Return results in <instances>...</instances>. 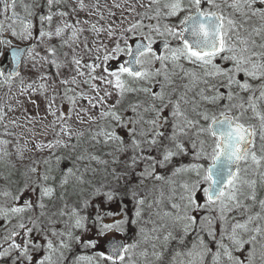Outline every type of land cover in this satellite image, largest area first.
<instances>
[{"label": "snow or ice", "instance_id": "obj_1", "mask_svg": "<svg viewBox=\"0 0 264 264\" xmlns=\"http://www.w3.org/2000/svg\"><path fill=\"white\" fill-rule=\"evenodd\" d=\"M0 3L12 19L0 21V87L11 91L18 79L19 95L37 109L36 116L24 109V124L4 123L16 109L0 103V264H56L57 254L60 264H264V0H136L127 11L143 8L140 19L111 49L85 38L79 52L89 21L68 17L89 9L84 0ZM88 30L115 36L95 23ZM5 32L29 43L19 47ZM128 33L141 37L134 48ZM22 66L37 74L31 83ZM81 83L88 92L70 87ZM80 100L88 107H77ZM49 116L54 139L38 141L46 132L36 125ZM9 124L32 125L31 139L21 143L23 133ZM149 182L151 199L140 192ZM54 198L63 207L49 209ZM69 199L78 205L71 213ZM57 215H70L71 228L57 230ZM74 245L96 251L69 260Z\"/></svg>", "mask_w": 264, "mask_h": 264}, {"label": "rangeland", "instance_id": "obj_2", "mask_svg": "<svg viewBox=\"0 0 264 264\" xmlns=\"http://www.w3.org/2000/svg\"><path fill=\"white\" fill-rule=\"evenodd\" d=\"M69 2L74 3V0H69ZM85 4H87L89 6V9L83 12H78L76 14H73L72 16H69L68 19L71 22H75V17H78L80 20H88L89 24L88 25H84L85 31L83 32V34L80 36V46L77 47V51H81L82 49V45H83V41L85 40V38H87V41L89 43L90 47H93V42H95V45H106L109 49H111V47L114 46V42H115V37L119 36L122 29L127 28L129 26L130 23L134 22L137 19H140L139 13H142L144 11L143 8H140L139 6H137L136 11L135 12H129L127 11V9L130 7V5L132 3H135L136 0H129L128 4H124L123 0H84ZM121 3L122 7L121 8H115L112 7L113 3ZM146 2V0H145ZM99 4L98 8H93L92 5L95 4ZM3 9V4L0 3V10ZM55 10V9H54ZM68 10V9H67ZM15 11L20 14L21 16L24 15L23 10L19 7V5L17 6V8L15 9ZM89 11H91L93 14L89 15ZM109 12L114 13V15H109ZM11 15V12H9ZM101 15H103V19H101ZM0 21H3V14H0ZM59 22V17L55 18L53 21V26H55L56 23ZM145 24L150 23V21L148 20H144L143 21ZM95 23L97 25V27H103V28H113L115 30V36L113 38H109L107 36L106 32H101L99 35H97V33L89 31L88 29L90 28L91 24ZM151 23H155V21H151ZM7 33V35L3 34L6 38L8 39H12L13 43L17 46H22L26 43L29 42H21L19 40L14 39L13 37H11L10 33ZM128 42L132 41L133 38H138V35H134L132 33H128ZM66 38V37H65ZM141 38V37H140ZM53 43H59V41L54 40ZM38 51L41 52V55H46V53L43 51L42 47L40 49H38ZM63 51H68L69 53L71 52V49L69 48H64L61 50ZM102 54V53H101ZM70 59V56H69ZM84 63H88L89 62V56L88 55H84ZM116 61H112L110 66L115 68L116 67ZM21 74L22 76L25 77V83H31L32 80H35L36 78V73L34 71H27L26 69H24V67L21 68ZM53 72H55V69H52ZM74 74V73H72ZM70 74L65 71L64 72V76L67 77ZM243 78V77H242ZM49 83L51 84V80H49ZM97 83H99L97 81ZM70 87H75L77 89V91H86L88 92V86L81 83L79 86L76 85H71ZM107 87V86H105ZM59 91L62 93L63 92V87L59 88ZM52 90H49L48 95L51 96ZM103 93H101L102 95ZM89 95H94V93L89 92ZM247 96V94H245V97ZM15 97V98H13ZM20 99L21 101H23V107H17L16 106V99ZM32 99H35L37 101V103L40 105V109H39V114L40 116L45 115V103L43 100V97L41 96H33ZM115 97H113V99L111 101H109V103L114 102ZM3 102H8L11 103L14 107H15V111L13 112H8L7 116L5 117V121L4 123H7L9 120H13V119H18V123L20 124H24V116H25V112L24 109H27V113L31 114L32 116H36L37 115V109L36 107L29 102L28 97L25 96H20L19 95V80L17 79L16 82L12 85L11 87V91L9 90V88L7 86L4 87H0V103ZM57 105H60V100L57 99L56 101ZM79 106H84V107H88L87 101L84 100H80L77 103V107ZM63 111L67 112L68 111V103L67 101H65V103L63 105H61ZM262 107H264V105H262ZM5 111L7 112V108H5ZM93 115H98V110L92 112ZM129 115H131V113H129ZM251 115V113H249V116ZM53 118L51 116L48 117L47 121H44L42 124H37L36 128H35V132L36 133H41L42 130L44 132H46V134H42V135H38L37 136V140H43L45 142L53 140V134L51 133L50 129H46L45 125L48 124V122H50ZM74 122V121H73ZM252 123H256V121H251ZM32 125H24L23 128H18L15 127L11 124L8 125V129L11 132L14 133H23V135L21 136V140L20 142L23 143L24 139H31L33 133L31 132H27L26 129L27 128H31ZM3 132V124H0V133ZM5 139H9L11 140L13 143H15V137L14 136H5L3 137ZM10 150H11V146H10ZM53 151L56 152V154H62L64 153L62 150L59 149H54ZM29 155H32V153H29ZM48 155V150H46L43 153H38L36 154V158L37 159H42L44 156ZM13 160H15V156L12 157ZM187 159L185 160V162H187ZM42 170V167H41ZM152 182H149L146 186H142L140 189L141 194L143 195H147L149 197V199H151L153 197V193L151 192L152 189ZM0 190H3V184L0 183ZM59 190V189H58ZM33 199H35V197H33ZM3 198L0 197V201H2ZM49 205V209H53V208H61L63 207V202L59 201L58 199L54 198L52 201H46ZM22 203V201H21ZM78 207V205L74 204V202H72L71 200H68V207L65 208V212L67 213H71L72 207ZM114 210H118L116 205H112L111 206ZM128 207L129 209H131L132 205L129 202L128 203ZM29 215H32V213H27L24 217L23 220L25 222H27V217ZM148 218V211H145V219ZM55 220V225L54 227L57 230H68L69 228H71V225L73 223L72 218L70 217V215H65V216H59L57 215L56 217L53 218ZM106 222H111V218H106ZM17 223L16 220L12 221V224ZM44 226L46 228H51L52 225L49 224V222L45 219L44 221ZM9 227H11V225H9ZM4 233V229L1 228L0 230V236H2ZM80 233L77 232V235H79ZM94 234V233H93ZM90 234V235H93ZM135 234V230H133V232L131 233V236H134ZM49 236L53 239L54 244L57 243V238L56 237H52L51 236V231H49ZM129 242H131V240H129ZM94 251H96L95 249H91V248H83L80 245H74L73 246V251L71 253H65V255L69 256L70 259L72 257L75 256H85V257H90L93 255ZM43 253H41L40 255H42ZM54 259L56 260V264H60L59 262V256L57 254L56 257H54ZM79 264H92V262H90L89 260H81L79 262Z\"/></svg>", "mask_w": 264, "mask_h": 264}, {"label": "water", "instance_id": "obj_3", "mask_svg": "<svg viewBox=\"0 0 264 264\" xmlns=\"http://www.w3.org/2000/svg\"><path fill=\"white\" fill-rule=\"evenodd\" d=\"M137 42H138V41H137ZM137 42L133 43V45H132L133 48L135 47V45H136Z\"/></svg>", "mask_w": 264, "mask_h": 264}, {"label": "trees", "instance_id": "obj_4", "mask_svg": "<svg viewBox=\"0 0 264 264\" xmlns=\"http://www.w3.org/2000/svg\"><path fill=\"white\" fill-rule=\"evenodd\" d=\"M25 2H28V0H25ZM65 10H67V9H65ZM5 16V15H4Z\"/></svg>", "mask_w": 264, "mask_h": 264}]
</instances>
